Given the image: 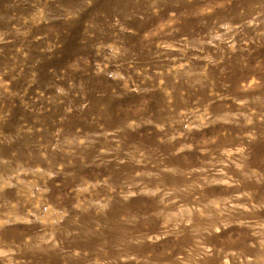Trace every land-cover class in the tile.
Returning <instances> with one entry per match:
<instances>
[{
  "label": "rangeland",
  "instance_id": "obj_1",
  "mask_svg": "<svg viewBox=\"0 0 264 264\" xmlns=\"http://www.w3.org/2000/svg\"><path fill=\"white\" fill-rule=\"evenodd\" d=\"M220 2L221 0H214L216 4ZM158 6L160 11L157 13L152 10L151 0H124L119 7L126 15L132 17L126 26L134 28L137 35L134 37L121 33L120 37L125 47H131L136 53L138 63L150 75L173 68L178 63L187 62L190 65L189 69L182 70L180 81V90L185 93L188 106L181 107L178 111L199 110L202 113L207 109L214 118L230 116L247 109H255L257 112L264 110V37L256 38L252 33L243 38L238 35L235 52L226 44L217 41L219 48L204 44L202 52L196 47H189L187 54L182 55L179 51L160 46L168 44L178 46V42L186 37L190 43L199 47L201 39L209 38L208 33L213 21L219 23L225 19L224 9L215 8L211 13L205 12L208 23L201 24L202 18L192 13L204 11L211 6L206 0L205 2L193 0V5L189 6L187 11L183 3L178 6L173 0H159ZM172 11H176L177 16H180L181 12L185 14L179 21L173 23L170 19ZM33 12L34 7L30 2L26 4L25 0H0V17L3 18L0 20V29L19 26ZM140 17L144 19L141 20ZM172 28L179 30L172 31ZM43 30L45 29L42 28L41 31ZM169 32L171 35H168ZM78 35V30L70 36L62 35L61 39L65 41L63 57L53 59L51 62L46 61L40 66L41 86L46 84L44 87L33 85L25 97V100L32 104L33 110L25 109L17 100L16 106L11 108L10 119L2 126L4 136L12 138V142L0 145V156L12 159L13 163L11 169L3 170L0 187L2 191L8 189L19 191L21 188L20 193L26 201L2 193L0 213L26 216L33 221L32 224L18 222L6 228L5 232L13 238L31 237L35 243L40 244L39 248L26 250L19 258L26 264H223L226 253L236 250V246L231 244L227 237L230 232L239 231L238 226L234 225L228 230L222 229L221 233L211 237L206 233L193 231L192 225L181 222L187 218V212H182L181 206L187 208L192 206L189 202L191 195L174 191L186 188L187 184L198 176L197 173H192V176L188 177L183 173L191 168H200L202 162L208 159L198 148L177 157L165 153L167 159L163 160L162 166L177 169V173L175 175L164 173L161 179L143 175L146 172L158 171V168L153 167L157 164V159H153V162L146 166L132 162L121 164L119 161L125 159L124 153L129 151V147L122 144L124 152L103 153L102 149L106 147L103 137L88 148L75 149V155L69 154L73 151V147L68 143L72 139V134L80 132L92 135L105 130L113 131V127L110 126L112 122H105L107 117L98 121L93 120V117L98 116L102 107L108 106V98L113 91H121L111 77L94 75L95 65L101 63L103 57L96 58L93 51L91 56L87 57L93 72L89 73V78L85 80V94L70 93L69 97L60 98L63 103L56 100V93L48 84L50 79L48 66L51 64L59 69L79 50ZM245 39L249 40L246 44ZM8 48L14 50V46L9 45L5 48L6 53ZM220 49H224L223 53ZM206 54H211L213 60L218 63L193 59ZM205 68L207 79L199 83L197 82L199 77L187 74L199 73ZM108 70L116 71L115 64H109ZM253 77L260 82L259 85L244 91L243 86L251 82ZM5 79H8V76H5ZM74 82L79 83L78 80ZM156 82L159 84V80ZM120 83L122 85V82ZM41 92L44 98H38ZM132 99L134 97H126L122 102L116 101L113 108L117 103L127 104ZM240 100H247L248 105L242 108L238 103ZM69 103L73 105V111L65 114L64 109ZM82 103L89 105L83 113L78 110ZM147 127L151 131V126ZM211 127L218 137L217 143L224 147L238 146L251 128L244 126L243 117H240L239 125L236 122L218 123ZM258 127L264 130V124ZM58 133L62 143L59 149H54ZM142 139L144 141L139 143L133 141L141 151L154 149L155 144L149 143L152 137L145 134ZM29 143L34 147L31 154L18 155L13 147L27 148ZM108 146L114 147L115 141L112 140ZM249 151L252 153L253 162L257 157L264 156V137L252 142ZM185 156L187 160L184 159ZM73 160L77 163H73ZM61 165L64 166L63 170L51 178L36 171V169H42L45 173L57 171ZM16 170H19V178L24 183L17 182L14 175ZM161 180V192L156 195L145 194L148 189H155L161 184ZM49 181L52 182L51 186L47 185ZM29 182H34L36 187ZM45 187L48 189L47 192H37V188L42 190ZM51 189L53 196L47 197ZM248 190L255 189L242 187L237 190L213 185L210 189H205V194L215 199L231 198L238 195V191ZM129 191L137 194L125 199ZM165 192L171 194L165 196ZM37 193H41V197L35 199ZM258 195L264 197V189H260ZM119 198L128 207V212L127 215L115 212V218L122 221V226L118 233L112 234L108 229L110 218L108 209ZM28 199L31 201L27 202ZM173 200L175 203H169ZM234 202L244 203L245 198L241 197L239 201ZM30 211H35L36 216L28 215ZM255 219L264 221V212L259 213ZM193 222L198 223L195 214ZM150 236H163V239L153 243L148 239ZM198 240H203L206 247L213 248L211 256L199 255Z\"/></svg>",
  "mask_w": 264,
  "mask_h": 264
},
{
  "label": "clouds",
  "instance_id": "obj_2",
  "mask_svg": "<svg viewBox=\"0 0 264 264\" xmlns=\"http://www.w3.org/2000/svg\"><path fill=\"white\" fill-rule=\"evenodd\" d=\"M29 2L34 7L32 15L25 18L19 26L13 25L9 29H0V145L12 142V138L5 137L2 130V126L11 117V108L15 107L16 101L19 100L25 109L33 110L32 104H29L25 97L28 96V89L33 85L44 87L46 84L41 86L40 66L46 61L51 62L53 59L62 58L65 41L61 39V36H70L78 30L79 50L59 69L51 64L47 69L50 73L48 84L51 89H54L56 100L63 103L60 98H67L70 93L85 94V80L89 78L88 74L93 72L87 57L91 56L93 51L96 58L103 57L102 62L95 65L94 75L111 77L117 82L121 91H113L108 98V106L102 107L98 116L93 117L95 121L107 117L105 122H112L110 126L113 127V131L105 130L92 135H84L80 132L72 134V139L68 143L73 147V151L69 154L75 155V149L88 148L103 137L106 142V147L102 149L103 153L124 152L122 144L129 147V151L124 153L125 159L119 161L121 164L132 162L146 166L152 163L153 159H157V164L153 167L158 168V171L146 172L143 175L161 179L164 173L173 175L177 173V169L162 166L163 160L167 159L165 153L168 156L177 157L198 148L208 159L202 162L200 168H191L183 173L188 177H191L192 173H197V178L188 183L184 189H174V191L191 195L189 202L192 206L190 208L181 206V211L187 212V218L181 222L192 225L193 231L206 233L209 237L221 233L222 229L228 230L234 225L238 226L239 231L230 232L227 237L228 241L236 246V250L226 253L223 264H264V221L255 219L259 213L264 212V197L258 195L259 190L264 189V156L257 157L253 162L252 153L249 151V145L252 142L264 137V130L258 127L264 124V110L257 112L255 109H247L230 116L214 118L207 109H204L202 113L199 110L178 111L181 107L188 106L185 93L180 90V81L182 70L189 69L190 65L187 62L178 63L165 71L148 74L147 70L138 63L136 53L131 47H125L120 37L121 33L131 34L134 37L137 35L134 28L126 26L127 21L132 17L126 15L119 7L124 0H25L26 4ZM206 2L211 6L204 11L192 13L202 18L201 24L208 23L205 12L211 13L215 8L224 9L225 16L222 22L213 21L208 39H201L199 47L190 43L186 37L178 42V46L168 44L160 47L174 49L186 55L189 47H196L201 52L204 50V44L219 48V44L216 43L219 41L235 52L238 35L243 38L252 33L256 38L264 37V0H221L219 4L214 3V0H206ZM173 3L178 6L183 3L187 11V8L193 5V0H173ZM158 5L159 0H151L154 12L160 11ZM184 14L181 12L180 16H177V12L172 11L170 19L176 23ZM2 19L0 17V20ZM140 19L144 18L140 17ZM42 28L45 30L41 31ZM178 30L172 28V31ZM168 35H171V32ZM248 42V39L244 40L245 44ZM9 45L14 46V50L8 48L6 53L5 48ZM220 51L223 53L224 49ZM193 59L218 63L213 60L211 54ZM109 64H115L116 71H109ZM187 74L199 77L197 81L199 83L207 79V68L199 73L188 72ZM5 76H8V79H5ZM134 76L135 79H133ZM77 80L79 83L74 82ZM259 83L253 77L251 82L243 86V90L248 91ZM59 85H67V87ZM126 97H134V99L127 104L117 103L113 108L116 101L122 102ZM38 98H44L43 92ZM238 103L242 108L248 105L247 100H240ZM88 107L87 103H82L78 110L83 113ZM72 111L73 105L69 103L64 112L67 114ZM240 117L244 118L246 128L251 126L240 144L234 147L219 145L216 132L211 126L233 122L239 125ZM147 126H151V131ZM145 134L152 137L149 143L155 144L154 149L141 151V148L133 143V141L137 143L144 141L142 138ZM57 137L54 149L61 147L59 133ZM112 140L115 141L114 147L108 146ZM177 144H179L178 147ZM184 159L187 160V157L185 156ZM12 163V159L0 156V179L3 178V170L11 169ZM63 167L61 165L57 171L46 173L42 169H36V171L51 178L62 171ZM14 175L18 183H24L19 178V170L14 171ZM29 183L36 187L34 182ZM161 185L162 180L155 189H148L145 194L156 195L162 191ZM213 185L228 189L239 190L245 187L255 190L238 191V195L231 198L215 199L205 194V189H210ZM47 191V187L42 190L37 188V192ZM136 194L129 191L125 199ZM170 194L171 192L164 193L165 196ZM241 197L245 198L244 203L234 202L239 201ZM169 203H175V201H169ZM36 207L38 208L39 204ZM194 214L198 218L197 224L193 222ZM28 215L36 216V212L30 211ZM36 218L39 219L38 216ZM18 222L33 223L26 216L0 213V264H26L19 257L26 250L40 247V244L35 243L31 237L13 238L6 234L5 229ZM148 239L155 243L163 239V236H150ZM197 251L201 257L213 254V248L206 247L203 240L197 241Z\"/></svg>",
  "mask_w": 264,
  "mask_h": 264
},
{
  "label": "bare ground",
  "instance_id": "obj_3",
  "mask_svg": "<svg viewBox=\"0 0 264 264\" xmlns=\"http://www.w3.org/2000/svg\"><path fill=\"white\" fill-rule=\"evenodd\" d=\"M89 97H91V96H89ZM5 127L7 128V126H5ZM13 147L15 148V150H16L18 155H24L26 153H30L31 154V153L34 152V147L30 143H29L27 148L16 147V146H13ZM52 154H54V153H52ZM60 155H63V154H60ZM39 160H42V159L39 158ZM72 162L73 163H77L76 160H73ZM45 164L46 163H42V165H45ZM47 185L51 186L52 182H50V181L47 182ZM28 187H30L29 184H28ZM20 191H21V188H19V191H14L12 189L3 190V191L0 190V195L3 193L6 196H10V197L12 196V197H16V199H18V200L26 201V198L22 197ZM47 194H46L47 197L53 196V189H51L50 193H47ZM39 197H41V193H37V195L35 196V199H37ZM30 201H31V199L27 200V202H30ZM117 211L120 212V213H124L125 215H127V212H128V207L123 203V200L120 199V198L117 199L115 204L113 206H110L109 209H108V215L110 216L108 229L111 231L112 234L118 233V231L121 229V226H122V221L120 219H118V218H115V212H117Z\"/></svg>",
  "mask_w": 264,
  "mask_h": 264
}]
</instances>
